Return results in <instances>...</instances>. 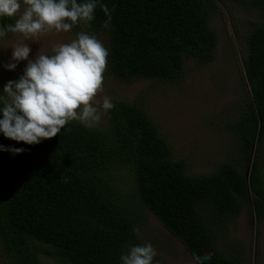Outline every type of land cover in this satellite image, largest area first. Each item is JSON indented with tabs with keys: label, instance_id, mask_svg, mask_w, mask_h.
<instances>
[{
	"label": "trees",
	"instance_id": "16d2710c",
	"mask_svg": "<svg viewBox=\"0 0 264 264\" xmlns=\"http://www.w3.org/2000/svg\"><path fill=\"white\" fill-rule=\"evenodd\" d=\"M214 1L97 0L94 20L73 27L105 36L109 74L121 82L174 83L188 60L206 65L214 58ZM234 1L259 19L245 38L249 97L230 127L246 170L254 152L248 180L241 163H222L203 176L188 174L137 102L112 101L104 129L70 122L38 145L0 133V145L24 149L18 155L0 152V246L14 264H41L42 255L60 264H122L127 246L142 245L135 203L192 258L212 253L205 264H237L217 248L212 226L223 227L245 206L257 220L264 216V0ZM101 5L112 16L108 28ZM14 23V18L0 19L3 25ZM19 78L0 82V96L8 81ZM3 105L0 99V109ZM126 175L133 183L129 191L120 188ZM129 195L136 201L129 203Z\"/></svg>",
	"mask_w": 264,
	"mask_h": 264
},
{
	"label": "rangeland",
	"instance_id": "374dc122",
	"mask_svg": "<svg viewBox=\"0 0 264 264\" xmlns=\"http://www.w3.org/2000/svg\"><path fill=\"white\" fill-rule=\"evenodd\" d=\"M213 6L210 26L216 35V50L210 63L198 65L188 60L182 77L174 83L147 79L121 82L109 74L107 65L104 91L98 97L101 103L106 96L111 102L124 100L140 104L168 144L175 160L184 163L188 174L200 176L211 174L222 163H241L239 169L246 171L238 140L230 127L239 117L246 97H249L243 68V59L247 55L245 38L252 24L259 20L255 11L234 0H215ZM78 33L72 27L69 32L53 31L35 42L25 40L18 33H10L0 39V82L21 77L24 73L27 61L19 62L14 71L5 67L11 62V48L17 43H28L31 48L29 59L34 60L38 52L53 54V47L70 43ZM96 37L107 48L105 36L100 34ZM0 97L6 98L5 94ZM101 112L99 123L89 129L106 128L108 111L101 109ZM132 186V180L126 175L120 188L129 191ZM129 197V203L136 201L133 196ZM135 208V213L141 217L140 225L136 227L140 243H150L157 253L153 264H194L184 245L153 214L138 203H135ZM212 231L217 248L235 259L237 264H264V216L257 220L254 211L245 206L237 217L227 219L223 227L215 222ZM131 248L127 246L124 254ZM40 261L41 264H60L46 255L40 256ZM0 264H14L1 246Z\"/></svg>",
	"mask_w": 264,
	"mask_h": 264
},
{
	"label": "clouds",
	"instance_id": "9594fccd",
	"mask_svg": "<svg viewBox=\"0 0 264 264\" xmlns=\"http://www.w3.org/2000/svg\"><path fill=\"white\" fill-rule=\"evenodd\" d=\"M96 7L97 0H0V19L16 18L14 25L0 24V39L11 32L35 42L53 31L69 32L78 22L87 25L93 21ZM101 10L108 18L103 27L108 28L112 16L107 5H101ZM11 49L7 70L14 71L21 61L27 63L23 75L4 86L6 98L0 97L4 99L0 133L5 138L38 145L56 137L73 121L95 127L101 120V109L107 112L114 108L110 98L103 97L102 103L98 99L104 91L109 52L95 35L82 31L70 43L53 47L51 55L38 52L34 60L29 59L28 43H17ZM3 151L18 155L24 149L0 145ZM156 255L148 243L132 247L120 259L122 264H153ZM212 255H194V264H205Z\"/></svg>",
	"mask_w": 264,
	"mask_h": 264
},
{
	"label": "water",
	"instance_id": "95a60500",
	"mask_svg": "<svg viewBox=\"0 0 264 264\" xmlns=\"http://www.w3.org/2000/svg\"><path fill=\"white\" fill-rule=\"evenodd\" d=\"M253 150L251 151L250 157H249V161H248V167L245 173V179L248 180V176H249V171H250V167H251V163H252V159H253Z\"/></svg>",
	"mask_w": 264,
	"mask_h": 264
}]
</instances>
